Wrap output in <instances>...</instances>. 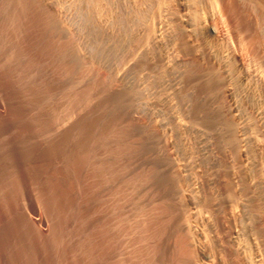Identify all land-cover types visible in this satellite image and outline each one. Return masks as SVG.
<instances>
[{"label":"bare ground","instance_id":"bare-ground-1","mask_svg":"<svg viewBox=\"0 0 264 264\" xmlns=\"http://www.w3.org/2000/svg\"><path fill=\"white\" fill-rule=\"evenodd\" d=\"M0 264H264V0H0Z\"/></svg>","mask_w":264,"mask_h":264},{"label":"rangeland","instance_id":"rangeland-1","mask_svg":"<svg viewBox=\"0 0 264 264\" xmlns=\"http://www.w3.org/2000/svg\"><path fill=\"white\" fill-rule=\"evenodd\" d=\"M114 56V55H113ZM118 56V58L116 59L115 58V56L113 57V58H111L112 57V54H111V56H109L108 58H110L111 60L112 59H114L113 61H115L114 63L115 64H113V61L111 62V61H109L110 63H112V67H114L115 65V68H113L112 69V67H111V70H110V67H109V65H110V63H108L109 65L106 67V70H104V69H102V70H104V72L106 71V72H109L110 73V71H114V72H111V74H106V72L105 73H101V71L102 70H100V75H110L111 77L112 76H117L118 75V73H115V72H117V71H115V70H118L119 71V69H121L122 67H118V64H119V62L121 61V60H119L120 58L119 57H121L120 55H119V53L118 54H116V57ZM117 60H118V62H117ZM106 63V64H107ZM121 63V62H120ZM125 63V62H124ZM114 65V66H113ZM120 66H121V64H119ZM125 64H123L122 66H124ZM124 68L126 69L127 68V65H125L124 66ZM125 69H124V72H125ZM146 69V70H145ZM144 69V72H142V74H140V77H141V79L143 80V81H141V84H142V82H145V83H143V86L146 84V81H147V83H150V84H152V85H150L153 89V91L151 92H149L150 94H152V95H150V96H153V97H150V100H154V101H158V102H161V104H164L165 106L166 105H168V104H166V103H168L169 102V100L168 99H170V95H171V89H170V87L171 86H169V81L167 82V79H169V78H166V81L164 80V81H162L163 79L161 78V72L159 73V69H157V68H155V67H152V66H147L146 68ZM147 70H149V71H147ZM159 70V71H158ZM123 68H122V70L120 71V75L121 74H123ZM103 72V71H102ZM113 73H115V74H113ZM156 74V75H155ZM160 74V75H159ZM160 76V78H159V76ZM118 77V76H117ZM117 77H112V78H117ZM149 77V78H148ZM156 77H158V78H156ZM160 80V81H159ZM156 81V82H155ZM167 82V83H166ZM165 83V84H164ZM171 84V83H170ZM163 86V87H162ZM170 89V90H169ZM165 90V91H164ZM156 91V92H155ZM147 92V91H146ZM165 92V93H164ZM168 92V93H167ZM157 93H159V94H157ZM161 93V94H160ZM163 93V94H162ZM154 94V95H153ZM141 95H142V93L141 94H139V96H138V99H139V101H141ZM164 95V96H163ZM166 95V96H165ZM167 95H169V96H167ZM156 98V100H155V98ZM163 97V98H162ZM167 98V99H166ZM171 98H173V96L171 97ZM174 99V101L172 102L171 100V102L172 103H174V104H176L177 102H179V101H177L178 99L177 98H173ZM175 99H177V100H175ZM177 101V102H176ZM141 102H143V101H141ZM170 103V102H169ZM173 109H171V112L173 113H171V114H167L166 116H163V117H165L164 118V120H163V117L161 116L160 118H162L161 120H163V121H170L171 122V124H173L174 122H175V118H176V109L175 110H173L174 112H175V114H174V112L172 111ZM170 112V111H169ZM170 115V116H169ZM175 116V118H174V116ZM172 118H174V119H172ZM171 119V120H170ZM173 120V121H172ZM166 122V123H167ZM165 123V122H164ZM165 123V124H166ZM167 124H169V122L167 123ZM172 127V126H171ZM191 126H188V130L190 131V128ZM171 129V128H170ZM170 133H171V135H173V133H174V129L173 130H170ZM189 133V132H188ZM176 136V137H175ZM178 134L176 133V131H175V133H174V135H173V140H175L178 144H180L179 143V141H177V139H178ZM189 136V135H188ZM188 136H186V137H188ZM176 138V139H175ZM190 138H191V136H190ZM188 139H189V137H188ZM184 142H186L185 140H184ZM188 142V141H187ZM186 142V144H188ZM187 147H189V144H188V146ZM176 149V148H175ZM177 152V151H176ZM178 153H180L179 155H181L182 156V153L180 152V150L178 151ZM181 159V158H180ZM182 160H185L184 159V157H183V159Z\"/></svg>","mask_w":264,"mask_h":264}]
</instances>
